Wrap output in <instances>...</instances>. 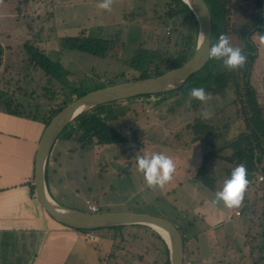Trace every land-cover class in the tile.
I'll return each instance as SVG.
<instances>
[{"label":"rangeland","instance_id":"1","mask_svg":"<svg viewBox=\"0 0 264 264\" xmlns=\"http://www.w3.org/2000/svg\"><path fill=\"white\" fill-rule=\"evenodd\" d=\"M44 2H46V8L43 9H49L52 14L42 12L32 19L30 17L32 8L30 4L26 8V0H0V45H4L0 77L1 79L11 77L10 74L2 72V67L5 62H12L9 64L10 68L20 72L19 79L22 78L24 87L21 91H16L17 94H23L22 98L28 103L31 101L42 104L43 109L44 104L50 100L44 95V91H40V86L52 85L50 88L54 90L56 87L53 88V85L69 87V91L64 90L54 95L52 101L58 103L64 99L72 101L79 87L91 88L97 81L106 82L107 78L114 84L130 81L143 68L135 70L129 64L139 48V43L142 42L140 52L145 53L148 49L150 55L157 56L160 48L173 49L171 42L180 35L179 32L172 31L173 26H176L173 24V19L171 22L163 17L167 8H164L159 0H113L110 11L97 7L100 0H44ZM230 5L228 37L234 46L242 47L243 41L231 30L243 24L252 5L247 0H231ZM99 33L114 40L104 56L93 55L76 48L62 47L61 42L66 38ZM165 35L170 36L171 42L165 41ZM32 37L46 49L50 59L61 63L63 80L53 82L49 78L50 81H47L39 74L36 73L37 76H34L28 71L30 66L22 44ZM257 44L255 43V46H258L256 52L259 54L254 61L252 84L257 89L261 105L264 107V71H262L264 69V43L260 41ZM5 46L12 48L10 55L5 54ZM18 65H20L19 69L16 68ZM23 73H25L24 76ZM14 75V78L18 77L17 74ZM31 88L37 92L31 91ZM58 90L59 88L56 91ZM50 91L48 89L46 93L51 96ZM211 96V100L207 103H200L197 107L192 101L189 105L187 103L189 95L183 93H161L150 96L147 100H131L122 106V110L127 106L129 109L127 110V107L124 110L125 113L113 122L116 128L123 127L122 132L127 134V137L120 143L108 146L88 144L81 147L78 140L65 138L64 130L57 137L46 166L49 193L64 206L90 211L86 202L88 200L89 203L95 202L100 211H132L164 217L175 224L185 236V230L190 235L198 231V239L196 241L191 239L187 245L193 249L198 247L197 259L207 260L205 264H214L217 260L216 256L212 255L220 251V243L215 235L219 229L217 227L215 230L209 229V225L216 224L215 222L220 219L217 218L220 213H209V210L216 208L221 211L222 204L212 205L209 201L206 210L201 209V213L209 214L208 220L206 215L207 221L199 222V227L195 226L193 229L187 226L188 219H190L189 214H181L183 210L193 209L196 205L194 201L206 196L205 190L196 191L194 189L195 184L190 176L195 173L203 147L200 145L191 148L188 145L190 140L184 143L183 139L181 145L187 144V148L174 147L176 143L170 144L178 137L176 133L181 135L186 132L180 128L181 124L190 123L198 115L202 116L201 113L204 110L211 112L209 122H214L220 130L218 136L210 138L211 142L220 146L224 139L234 137L242 126L234 86H226L224 90L215 95L211 94ZM1 108L0 100V110ZM132 109L138 113L135 115ZM132 122L134 123L132 128L128 129V125ZM225 123H228V129L223 126ZM135 135L139 139L136 143L133 142ZM144 152H164L173 158L176 171L172 180L163 188H149L143 175L137 171L135 157ZM228 153L229 150L224 149L211 162V168L219 177L218 182L226 174L224 165L228 163L224 155ZM126 155L128 159L125 160ZM115 156L119 157L114 158ZM50 167L55 168V172ZM123 167H128L129 172L120 174L119 170ZM256 206L251 217L257 220L262 215L261 219L264 220L262 190ZM193 212L195 211L192 210L189 213ZM47 216L61 224L49 214ZM64 226L66 229L63 228L60 232H47L45 245L41 247L38 259L33 264H112L113 262L116 264H162L156 245L152 242V234L142 227L128 226L120 231V235L119 233L113 234L114 229L108 233L104 229L86 231L85 228ZM226 228L230 229V226ZM88 232L96 236L94 241L87 236ZM228 234L230 238L228 244L234 248L229 251L227 257H224L226 264L228 261L234 264H253L255 260L258 262L259 255L256 250H253L248 243L242 245V239L237 236L234 238V233L228 232ZM115 237L117 240L113 241ZM18 242H14L15 249L9 252L11 258H7L9 262L6 264H15L13 257L17 254L26 255L25 251L21 252L22 247L20 248L21 245H18ZM115 247L117 248L114 253L118 256L110 260L109 257ZM23 249L31 250V247L25 246ZM248 250L253 251L250 257ZM236 254L237 256L244 254L243 261L240 262Z\"/></svg>","mask_w":264,"mask_h":264},{"label":"trees","instance_id":"2","mask_svg":"<svg viewBox=\"0 0 264 264\" xmlns=\"http://www.w3.org/2000/svg\"><path fill=\"white\" fill-rule=\"evenodd\" d=\"M204 1L209 8L212 18L213 30L210 40L214 42L221 33L228 36L229 32L227 26L229 25V19H227V17L231 9V0ZM257 2L256 11L251 14V17L247 19L241 26H235L231 30L236 37L243 41V46L241 47L243 50H257L258 46H255V43L257 44V42H260V38L264 36V16L261 14V6L264 1L261 2L259 0ZM159 3H161L162 6L164 5V8H167V10L164 11L165 13L163 17L168 21L173 19V24L176 25L173 26L172 31L179 32L180 35L174 38L173 42H171L170 36L165 35V41L171 42L173 49L166 50L160 48L157 51V56L150 55L151 53L148 49L145 50V53H142L143 51L140 52V49L142 48V42L139 43L140 49L138 48L136 50L134 56L129 61V64L135 70H138L141 67L143 68L138 71V74L135 75L136 77L131 78V80L161 74L171 68L181 65L186 60H188L193 53V46L195 44L198 31V22L193 10L188 5H186L183 0H159ZM258 24H262L263 26H257L253 30L252 28ZM101 34L99 33L95 35L69 37L61 42L62 47L68 49L76 48L86 53L104 56L106 51H109V47L112 46L114 40L110 39L109 36L104 37ZM104 34L107 35L106 33ZM22 47L27 54V62L30 66V69L28 70L29 72H32L34 76H37V73L41 78L47 81H50L49 78H51L53 82L63 80L61 76V63L59 61L50 59L46 49L40 45L36 39L33 37L26 39L23 42ZM3 52V46L0 45V66L4 55ZM246 53L247 63L243 68L228 70L223 66L222 61L208 59L207 63L201 69L194 72L181 87L172 91L163 92L183 93L189 95L191 88L203 87L206 92L215 95L219 91L224 90L226 86H234V93L236 95L235 100L239 104V118L242 119L240 120L242 126L239 128V131L234 134V137L224 139L220 146H216L210 141V138L212 136H218V133L220 132L218 126L214 122H209L211 120L210 118H204L198 115L196 118H193L194 120H191L190 123L181 124L180 128H183L187 134L186 132H184L185 134L182 132L183 134L181 135L176 133L178 137L170 142L171 145L172 143H176L173 145L174 147L179 146L182 148H187L188 145L191 148H193V146L195 147L200 145L203 147L198 158L200 161L196 167L195 173L191 174L190 176L192 182L194 181L195 184L194 189L196 191H199V189L205 190L206 196L194 201L196 205L193 209L187 211L182 209L184 212L181 211V214H189L188 217L190 219H188L187 226L190 229L198 226L199 222H204L206 220L207 214L201 213V209L206 210L208 207L207 204L209 201H211L213 194L223 186V181L230 176L231 170L240 163H243L246 166L249 184L247 186L246 192L244 193L242 205L239 208L229 209L224 207L222 204L221 211H218L216 208L215 210H209V213H220L219 216H217V218H220L218 219L219 221L217 220V222H215L216 224L214 223V226L213 223L209 225V229L215 230L216 227L219 229V232L217 230L215 235L217 236V240L220 243V251L217 253L214 252L212 255L216 256L217 260V262L214 264H226L224 262V257H227L229 251L234 248L228 244V241L230 240L228 232L234 233V238L237 236L239 239H242V245H246L248 243V245H250L253 250L257 251L259 260L258 262L255 260L253 264H264V261L262 262V259H264V220L261 219L262 215L259 216L257 220H254L251 217V214H253L256 210V203L260 199L261 190L263 191L264 196V107L261 105L259 97L260 95L258 94L257 89L252 84L254 76V73L252 72V70H254V61L259 53ZM9 64H12V62L4 63L2 72H6L5 74H10L11 77H2V79L0 77V100L2 102L1 110L8 114L39 120L44 124V126H46L52 116L69 102L68 100L64 99L63 101L56 103L52 101V98L55 97L54 95H57L64 90L69 91V87L65 85H53V88L56 87V90L59 88V90L56 91L50 88L52 85L40 86V91H44V95L46 97L48 96L47 98L50 100L47 102V104H44L45 107L43 109L42 104L31 101L28 103L24 98H22L23 94H17L16 91H21V89H24L22 86L23 81H21L22 78L21 80L19 79V77H21V75L19 76L20 72L18 70L13 71L10 68L11 65ZM19 67L20 65H18L16 68L19 69ZM262 71H264V69ZM14 74H17L18 77L14 78ZM24 75L25 73H23V76ZM112 84H114V82L108 78L106 79V82L97 81L94 87H79V89L76 90L74 96L77 98L88 91ZM48 89L51 90L50 92L52 97L46 93ZM31 91L37 92L34 90V88H31ZM66 93L67 92H65V94ZM160 94L161 93L138 94L96 105L77 115L62 129L60 133L65 130V138H73L74 140H78L81 147H85L88 144L108 146L113 143H120L125 140L127 134L122 132L123 127L116 128V126L113 125V122L121 117L125 113L124 110L128 107L127 106L126 108H123L124 110H122V106L131 100H147L150 96ZM191 101L194 102L195 107L201 103L195 99H192ZM53 103H55V105H53ZM128 109L129 107L127 110ZM132 111L135 112V115L138 113V111L134 109H132ZM133 122L128 125V129L132 128V124L135 123ZM223 126L227 129L229 128L228 123H225ZM183 136L187 138L185 139ZM182 139L184 140V143L187 142V140H190L189 144L181 145ZM133 140L135 143L136 141H139L137 135H135ZM207 147H210V149H207ZM224 149L229 150V153L224 155V159L228 164L224 165V171L226 173L224 178L218 182L219 177L211 168V162L214 161L218 154ZM50 153L48 155V159L50 157ZM116 157L119 156H115L114 158ZM124 159H128V155H126ZM126 172H129L128 167H123L119 170L120 174ZM260 177H262V179H260ZM192 210L195 212L189 213ZM128 226H138L149 230L152 234L151 236L153 237L152 242H154V245H156L158 250V257H160V261H162V264H169V251L165 240L150 226L143 224H125L90 228V230L97 231L104 229L107 230L108 233H111V229H114L115 232L113 234H120V231L124 230ZM226 226H230V229H227ZM90 230L87 229L86 231ZM180 232L182 234L185 247L183 264H199L200 262H207V260L196 258L198 247L193 249L187 245L188 241L191 239L194 241L198 239L199 232L195 231L194 233L192 232L193 235H190L188 234L189 232L187 233L185 230L186 236L181 230ZM116 240L117 239L115 237V240L113 241ZM116 248L117 247L113 249V253L109 257L110 260L111 258L118 256L117 253H114ZM252 252L249 251V257ZM236 258H239V261L241 262L244 259V254L240 256L239 254L238 256L236 254ZM112 264L116 263L113 262ZM228 264H234V262L228 261Z\"/></svg>","mask_w":264,"mask_h":264},{"label":"water","instance_id":"3","mask_svg":"<svg viewBox=\"0 0 264 264\" xmlns=\"http://www.w3.org/2000/svg\"><path fill=\"white\" fill-rule=\"evenodd\" d=\"M190 7L198 22L196 44L191 57L179 66L161 74L112 84L86 92L64 105L52 116L39 139L34 163V191L44 210L55 220L75 228H97L125 224H143L157 231L165 240L169 251V264L184 263V241L180 230L168 219L148 213L132 211H84L64 206L49 193L45 171L51 147L62 129L77 115L96 105L145 93H163L181 87L208 61L207 37L212 33V19L204 0H191ZM206 35L200 45V33Z\"/></svg>","mask_w":264,"mask_h":264},{"label":"crops","instance_id":"4","mask_svg":"<svg viewBox=\"0 0 264 264\" xmlns=\"http://www.w3.org/2000/svg\"><path fill=\"white\" fill-rule=\"evenodd\" d=\"M26 2V8L31 5L32 19L38 13L52 14L49 9H43L46 8L44 0H26ZM5 48V54L10 55L12 48L8 46ZM44 128V124L39 120L0 110V260H2L0 263L2 264L9 262L7 258L14 251L16 241H19L21 252L25 251L26 255H14L15 264L35 263L41 247L45 245L47 232H60L63 228L66 229L64 224L48 218L34 191L35 153ZM50 169L55 172V168L50 167ZM46 176L45 171V179ZM25 246H30L31 250H24Z\"/></svg>","mask_w":264,"mask_h":264},{"label":"clouds","instance_id":"5","mask_svg":"<svg viewBox=\"0 0 264 264\" xmlns=\"http://www.w3.org/2000/svg\"><path fill=\"white\" fill-rule=\"evenodd\" d=\"M183 2L192 7L191 0ZM113 0H100L97 7L99 9L110 11ZM264 43V36L261 38ZM206 40V35L200 33V45ZM206 54L209 59L222 61V64L228 70L243 68L247 63V53L239 46H234L226 34H219L213 42L207 37ZM195 99L201 103H207L212 99L210 93L206 92L203 87H193L189 91L190 105L191 100ZM204 118H210L211 112L202 111ZM136 168L143 175V179L149 188H163L173 178L176 171V164L173 158L164 152H144L135 157ZM249 180L247 178V169L243 163L237 164L230 173V176L223 181V186L214 193L211 200L212 205L223 204L224 207L232 209L239 208L244 200V193L247 190Z\"/></svg>","mask_w":264,"mask_h":264},{"label":"flooded vegetation","instance_id":"6","mask_svg":"<svg viewBox=\"0 0 264 264\" xmlns=\"http://www.w3.org/2000/svg\"><path fill=\"white\" fill-rule=\"evenodd\" d=\"M248 1V3L249 4H251L252 5V8L247 12V19H249L250 17H251V14L252 13H254L255 11H256V7H257V0H247ZM261 2H263L264 0H260ZM231 2V1H230ZM261 14L264 16V3L262 4V6H261ZM212 19V18H211ZM227 19H229L228 17H227ZM246 19V20H247ZM245 20V21H246ZM244 21V22H245ZM243 22V23H244ZM257 26H263L262 24H258V25H256L255 27H253L252 29L254 30ZM212 30H213V28H212ZM235 35V34H234ZM244 51L245 52H251V53H257L256 52V50H253V51H250L249 49H244Z\"/></svg>","mask_w":264,"mask_h":264},{"label":"built area","instance_id":"7","mask_svg":"<svg viewBox=\"0 0 264 264\" xmlns=\"http://www.w3.org/2000/svg\"><path fill=\"white\" fill-rule=\"evenodd\" d=\"M260 179H262V177H260ZM87 202V204H88V208L90 209V211H92V212H95V211H99L98 210V207H97V205H96V203H89V201L87 200L86 201ZM238 213V212H237ZM87 236L91 239V240H95L96 239V236L94 235V234H92V233H90V232H88L87 233Z\"/></svg>","mask_w":264,"mask_h":264}]
</instances>
